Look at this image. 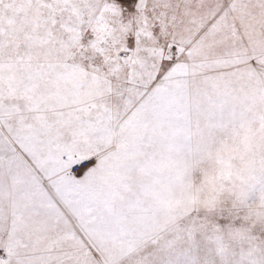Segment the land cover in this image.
I'll return each instance as SVG.
<instances>
[{
    "label": "rangeland",
    "instance_id": "1",
    "mask_svg": "<svg viewBox=\"0 0 264 264\" xmlns=\"http://www.w3.org/2000/svg\"><path fill=\"white\" fill-rule=\"evenodd\" d=\"M263 41L264 0H0V107L17 108L8 95L38 51L117 53L111 65L135 75L136 129L105 195L116 224L108 257L264 264ZM4 135L0 145H13ZM2 157L0 264H30L17 250L34 234L9 192L15 158Z\"/></svg>",
    "mask_w": 264,
    "mask_h": 264
},
{
    "label": "crops",
    "instance_id": "2",
    "mask_svg": "<svg viewBox=\"0 0 264 264\" xmlns=\"http://www.w3.org/2000/svg\"><path fill=\"white\" fill-rule=\"evenodd\" d=\"M50 53L54 58L47 61ZM117 56L98 49L38 51L32 60L36 64L20 69L24 82L8 95L17 108L6 113L1 99L0 132L13 145H0V161L9 151L15 158V183L9 192L16 196L15 210L30 216L34 234L31 245L17 250L30 264L125 263L108 257L115 247L105 237L116 225L106 214L113 213L112 198L105 196L114 183L111 171L128 167L123 161L136 129L135 116H130L136 105L135 70L132 66L130 81L128 72L108 61ZM20 103L27 104L25 122ZM91 156L95 162L88 168L72 171L76 162ZM2 172L0 168V176Z\"/></svg>",
    "mask_w": 264,
    "mask_h": 264
},
{
    "label": "built area",
    "instance_id": "3",
    "mask_svg": "<svg viewBox=\"0 0 264 264\" xmlns=\"http://www.w3.org/2000/svg\"><path fill=\"white\" fill-rule=\"evenodd\" d=\"M95 157L84 159L72 166V171L79 172L82 168L86 167L88 164H91V161L94 160Z\"/></svg>",
    "mask_w": 264,
    "mask_h": 264
},
{
    "label": "snow or ice",
    "instance_id": "4",
    "mask_svg": "<svg viewBox=\"0 0 264 264\" xmlns=\"http://www.w3.org/2000/svg\"><path fill=\"white\" fill-rule=\"evenodd\" d=\"M134 2H136V0H126V3L128 4V6H129L130 9L132 8V4ZM132 10L134 11L135 9H132Z\"/></svg>",
    "mask_w": 264,
    "mask_h": 264
},
{
    "label": "bare ground",
    "instance_id": "5",
    "mask_svg": "<svg viewBox=\"0 0 264 264\" xmlns=\"http://www.w3.org/2000/svg\"><path fill=\"white\" fill-rule=\"evenodd\" d=\"M94 160H95V159H94ZM89 165H90V164H88L86 167L82 168L81 170H83V169L87 168Z\"/></svg>",
    "mask_w": 264,
    "mask_h": 264
}]
</instances>
